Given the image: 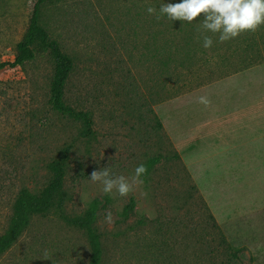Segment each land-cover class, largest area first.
<instances>
[{
	"label": "rangeland",
	"instance_id": "374dc122",
	"mask_svg": "<svg viewBox=\"0 0 264 264\" xmlns=\"http://www.w3.org/2000/svg\"><path fill=\"white\" fill-rule=\"evenodd\" d=\"M37 2L0 0V63L15 60ZM177 2L40 6L41 26L73 63L66 103L90 125L53 108L52 52L0 73V236L20 192L39 195L58 164L65 171L54 206L32 217L0 264H89L91 236L73 221L96 199L101 264H264V25L220 43L198 31L203 16L157 19L160 5ZM153 158L127 197L89 179L106 166L130 177Z\"/></svg>",
	"mask_w": 264,
	"mask_h": 264
},
{
	"label": "trees",
	"instance_id": "16d2710c",
	"mask_svg": "<svg viewBox=\"0 0 264 264\" xmlns=\"http://www.w3.org/2000/svg\"><path fill=\"white\" fill-rule=\"evenodd\" d=\"M49 0H38L34 7L28 28L23 39L17 45V54L13 62L0 63V73L7 68L23 67L27 62L33 61L36 58L37 51L52 52L56 60L55 72L51 84V103L53 108L61 114H71L76 117L83 118L88 125L90 119L86 114L76 113L65 100V88L73 69L71 59L66 56L59 44L50 39L48 32L40 24V6ZM60 1V0H55ZM38 47V48H37ZM159 162V158L151 159L147 167V174ZM146 174V175H147ZM65 182V171L62 165L58 164L55 167V176L47 188L39 195L31 193L28 189H23L15 203L14 214L8 230L0 236V257L7 253L19 240V238L28 229L31 219L36 214L47 212L57 201V196L61 193ZM62 200L58 202V208H62ZM102 202L96 199L89 208V212L85 218H77L73 223L81 229L88 230L93 247V255L89 264H101L102 247L99 235L96 233L94 225L98 218L99 207ZM135 208L134 200L128 205L127 212ZM214 221V217L211 215ZM224 244L227 241L222 238ZM233 255L232 258H236ZM233 262V261H232ZM233 264V263H231ZM234 264H236L234 262Z\"/></svg>",
	"mask_w": 264,
	"mask_h": 264
},
{
	"label": "clouds",
	"instance_id": "9594fccd",
	"mask_svg": "<svg viewBox=\"0 0 264 264\" xmlns=\"http://www.w3.org/2000/svg\"><path fill=\"white\" fill-rule=\"evenodd\" d=\"M154 7H148L149 14L156 13ZM160 15L166 16L168 20L192 23L203 16L200 29L204 32L218 33L220 43L237 38L244 32H255L261 25H264V0H180L177 3H164L159 7ZM211 36L203 35L202 47L205 49L213 46ZM198 102L208 106L210 100L206 96H200ZM147 167L144 164L138 165L134 174L130 177L124 175L114 176L109 166L101 170H94L90 174V181L99 183L104 194H118L127 197L135 191V188L142 185L141 179L147 174ZM105 222L109 225L114 223L111 211L105 215ZM44 259L49 260L45 252Z\"/></svg>",
	"mask_w": 264,
	"mask_h": 264
}]
</instances>
